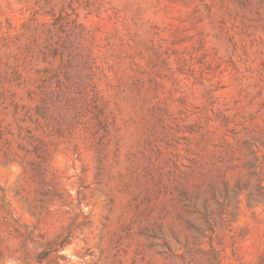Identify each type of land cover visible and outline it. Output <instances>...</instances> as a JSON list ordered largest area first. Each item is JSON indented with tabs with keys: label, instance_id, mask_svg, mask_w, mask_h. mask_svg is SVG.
Listing matches in <instances>:
<instances>
[{
	"label": "rangeland",
	"instance_id": "1",
	"mask_svg": "<svg viewBox=\"0 0 264 264\" xmlns=\"http://www.w3.org/2000/svg\"><path fill=\"white\" fill-rule=\"evenodd\" d=\"M42 251L264 264V0H0V264Z\"/></svg>",
	"mask_w": 264,
	"mask_h": 264
},
{
	"label": "trees",
	"instance_id": "2",
	"mask_svg": "<svg viewBox=\"0 0 264 264\" xmlns=\"http://www.w3.org/2000/svg\"><path fill=\"white\" fill-rule=\"evenodd\" d=\"M64 245V240H59L54 242V244L51 246L50 250H58L61 246ZM49 250V251H50ZM45 253L42 251L36 256V262L37 264H40L41 260L45 257Z\"/></svg>",
	"mask_w": 264,
	"mask_h": 264
}]
</instances>
